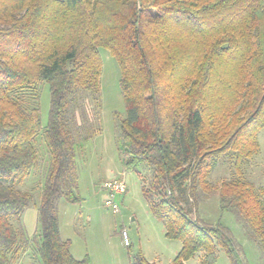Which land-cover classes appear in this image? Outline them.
<instances>
[{
	"label": "trees",
	"instance_id": "16d2710c",
	"mask_svg": "<svg viewBox=\"0 0 264 264\" xmlns=\"http://www.w3.org/2000/svg\"><path fill=\"white\" fill-rule=\"evenodd\" d=\"M100 48L120 69L123 166L137 170L153 217L182 244L170 264L199 252L200 264H217L218 246L245 264L226 228L201 224L192 208L218 194L221 214L237 213L264 244V184L242 168L264 129V0H0V264H20L29 246L41 264H90L61 237L56 201L81 200L77 153L96 131L77 116L100 91ZM42 81L50 88L44 127ZM223 156L233 173L213 183ZM39 166L49 171L39 231L29 236L20 220L33 193L18 186ZM133 264L155 263L138 255Z\"/></svg>",
	"mask_w": 264,
	"mask_h": 264
},
{
	"label": "rangeland",
	"instance_id": "374dc122",
	"mask_svg": "<svg viewBox=\"0 0 264 264\" xmlns=\"http://www.w3.org/2000/svg\"><path fill=\"white\" fill-rule=\"evenodd\" d=\"M102 69L100 91L97 99L87 96L85 111L78 112V123L89 117L95 134L86 146L77 153L78 188L81 200L69 203L59 198L58 206L60 235L70 239V250L76 259L87 257L90 264H133L138 255L155 264H170L181 249V241L165 236V227L155 219L142 194V184L137 170L126 169L121 161L118 146L120 120L125 116V104L120 87V69L109 50L99 49ZM40 120L44 127L48 123L50 88L46 81L38 84ZM86 113V114H85ZM39 135V134H38ZM37 135V147L41 159L48 161L46 143ZM258 154L242 164L247 177L257 185L264 184V129L259 134ZM44 159V158H43ZM141 172L149 174L147 166ZM49 166L33 169L27 179L19 184L22 190L33 193V200L24 212L20 223L31 236L39 231L37 205L40 187L44 183ZM233 173L230 156H223L210 176L213 183L229 178ZM123 180L126 192L117 195L115 201L119 211L114 212L105 205L107 191L104 183ZM192 216L201 224L221 223L233 238L245 264H264V244H257L251 230L234 211L221 214L219 196L212 195L201 201ZM75 212L74 222L69 223L70 212ZM127 233L128 244L122 237ZM202 252L197 253L186 264H200ZM20 264H41L39 255L32 246L26 250ZM217 264H232L226 252L217 247Z\"/></svg>",
	"mask_w": 264,
	"mask_h": 264
},
{
	"label": "built area",
	"instance_id": "2783aa9c",
	"mask_svg": "<svg viewBox=\"0 0 264 264\" xmlns=\"http://www.w3.org/2000/svg\"><path fill=\"white\" fill-rule=\"evenodd\" d=\"M103 187L107 191L105 205L110 207L114 212L119 211V204L115 201L117 195H122L126 192V184L123 180H111L104 183ZM125 244H128L127 233H122Z\"/></svg>",
	"mask_w": 264,
	"mask_h": 264
},
{
	"label": "crops",
	"instance_id": "0c3cea01",
	"mask_svg": "<svg viewBox=\"0 0 264 264\" xmlns=\"http://www.w3.org/2000/svg\"><path fill=\"white\" fill-rule=\"evenodd\" d=\"M74 218H75V212L72 211L70 212V215H69V223L72 224L74 222ZM59 230H60V225H59Z\"/></svg>",
	"mask_w": 264,
	"mask_h": 264
}]
</instances>
